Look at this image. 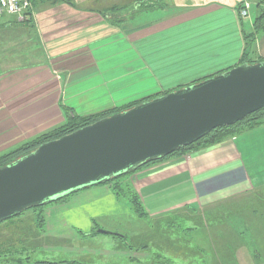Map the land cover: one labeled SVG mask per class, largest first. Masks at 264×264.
Masks as SVG:
<instances>
[{
	"label": "crops",
	"instance_id": "crops-1",
	"mask_svg": "<svg viewBox=\"0 0 264 264\" xmlns=\"http://www.w3.org/2000/svg\"><path fill=\"white\" fill-rule=\"evenodd\" d=\"M244 2L251 5L245 20L240 17ZM255 6L256 0H35L30 24L2 16L0 45L11 51L26 43L29 54L20 55L28 61L16 65L15 52L10 66H0L6 69L0 71V156L64 126L69 116L111 113L236 68L244 57V32L254 29ZM247 59L249 64L264 61V34ZM128 180L146 219L177 216L191 225L190 234L198 233L178 249L169 244L175 222L161 229L162 246L177 251L176 264L179 254L188 264H244L253 258L227 247L241 242L223 226L225 221L205 219L227 207L224 203L264 189V126L144 168ZM68 201L45 206L44 236L70 240L71 253L79 246L78 253L102 260L131 257L125 238L113 240L124 247L118 254L107 251L105 235L91 234L95 224L105 225L100 230L122 228L111 220L131 214L108 187L83 190ZM228 206L235 212L239 207ZM258 245L264 252V238ZM144 252L138 261H165Z\"/></svg>",
	"mask_w": 264,
	"mask_h": 264
},
{
	"label": "water",
	"instance_id": "water-1",
	"mask_svg": "<svg viewBox=\"0 0 264 264\" xmlns=\"http://www.w3.org/2000/svg\"><path fill=\"white\" fill-rule=\"evenodd\" d=\"M263 109L264 61L245 63L43 144L0 168V223L165 159Z\"/></svg>",
	"mask_w": 264,
	"mask_h": 264
},
{
	"label": "rangeland",
	"instance_id": "rangeland-1",
	"mask_svg": "<svg viewBox=\"0 0 264 264\" xmlns=\"http://www.w3.org/2000/svg\"><path fill=\"white\" fill-rule=\"evenodd\" d=\"M133 3L135 2L131 1V5ZM115 11H118V8L113 10V12ZM255 13L256 8H254L252 11V14ZM18 23L30 24V18L27 22ZM18 34V39H22L19 36L23 33L20 31ZM2 38H7V35H3ZM25 44L18 43L19 46L13 50L11 49V51H8L9 49H5L6 45L1 46V44L0 66H10L13 61L9 58H11L12 54L15 52L16 56H19L17 57L16 65L28 61V59L23 60L24 57L20 56L25 53L29 54V52H26V50L23 49V47H25L23 45ZM4 70L6 69H0V71ZM122 180H124V186H128L129 180ZM103 186L108 187L112 191V188L109 185ZM112 193L118 199V201L129 206L131 214L120 217L116 220H111L112 222L121 225L122 228L115 227L116 230L104 231L118 235L119 233L117 231H120L122 235L128 237V239H126V237L124 238L127 240V244L131 247V249L128 250V252L131 254L130 258L115 256L114 259H109L108 261L107 257H104L102 260V257L99 259L98 257H94V255L91 254L82 255L81 253H78L80 252L79 246L72 247L74 253L69 252L68 249L71 248L70 240H64L62 238L52 239L51 237L48 238L47 236L43 235L45 233V217L43 216V210L45 207H40L26 211L16 218L0 223V264H43L44 262H53L55 264H148L147 262H140L138 261L139 259H137L145 253L144 249H146L148 254L153 256V259L156 255H159L161 259H165V261L163 260L164 262L161 264H170V259L173 262L172 264H176L175 259L177 257H173L177 251H171L173 247L170 248L169 244H171V246H177L178 249L185 248L186 245L183 242L188 241V239L192 241L191 239L198 234H190L187 231V226L191 225L188 224L186 226L185 222L181 221V219L177 220V216L173 218L169 217L172 219L162 221L146 219L144 218L145 216L143 218L139 217V214L136 213V210L132 207L129 201L120 200L113 191ZM68 202L69 201H65V203L63 202L59 204H66ZM224 204V206L227 207H222L220 212L215 214L212 213V217L205 220L210 221V223L222 220L225 221L223 226L233 236L239 238L241 242L237 246L228 245L227 247L233 251H236L237 255H242L243 258H249L252 256L254 258L246 260L244 264H251L252 259L254 260L253 264H264V252L261 250L262 246L258 245V242L264 238V189L259 190L257 194L238 198ZM232 204L239 205V207L236 209V212L233 211V209H228V205ZM169 223H174L171 225V228L173 229H169V235L172 234V237L169 238L170 243L167 246H162L165 245L162 244L165 243V240H161L162 235H164L162 232L163 230L161 229L163 227H168ZM98 225L105 226L103 223L95 224L96 227L91 233L93 236L98 235L97 231L101 228V226L99 227ZM215 235L220 238L218 233ZM199 236L201 237L200 233ZM105 237L108 238L109 241L106 244L107 251H112V253L116 252L118 254L124 252V247L121 248V246H117L116 243L113 242L115 238L114 235H105ZM63 241H69V243L65 244ZM143 246L144 248H142ZM125 247L127 248L128 246ZM82 248L88 249L83 245ZM169 250L171 251V256L169 255ZM256 253H258L259 257H256ZM184 258L185 256L179 254V261L177 262L179 264H184V262L188 264L187 261H182ZM101 260L102 263L100 262ZM104 261L107 262L105 263ZM151 264H155L154 260H152ZM234 264L238 263L234 262Z\"/></svg>",
	"mask_w": 264,
	"mask_h": 264
},
{
	"label": "trees",
	"instance_id": "trees-1",
	"mask_svg": "<svg viewBox=\"0 0 264 264\" xmlns=\"http://www.w3.org/2000/svg\"><path fill=\"white\" fill-rule=\"evenodd\" d=\"M256 13H255V21H254V29L252 32L249 34L244 32V42H245V52H244V57L242 59V64L248 63V57L250 54L253 52V48L256 42L257 37H260L261 35L264 34V0H256ZM114 19V18H113ZM115 20V19H114ZM31 21V20H30ZM241 64V65H242ZM207 80V79H206ZM205 81V80H204ZM200 83V82H199ZM142 103V102H141ZM141 103H136L130 106H127L124 109L117 110L111 113H105L101 115H96V116H90V117H68V121L66 124L56 130H53L45 135H42L41 137L29 141L20 147H18L15 150H12L2 156H0V168L6 167L13 162L21 159L24 156L29 155L36 149H38L40 146L43 144L56 141L61 139L62 137L66 135H70L82 128H85L87 126H90L104 118L110 117L113 114H118L127 110H130L134 108L135 106L141 104ZM264 126V109L256 112L255 114L247 117L245 120L230 126V127H225V128H219L215 131H213L211 134L203 138L202 140L198 141L192 146H189L187 148H184L173 155L161 159L158 161H150L148 162L145 166L127 173L125 176L122 177H117L114 179H111L110 181L103 183L101 185H109L112 188V191L115 193V195L120 199V200H126L129 201L132 207L136 210V213L139 214V217H144L145 216V211L143 204L134 191L133 187L128 184V186H124V180L122 179H128L133 173L142 170L147 167H151L154 165H157L159 163H162L168 159L174 158V157H179L182 155H185L189 152L193 151H198L201 149H206L212 146L219 145L221 143H224L227 140L234 139L240 135H242L245 132L248 131H253L256 129H259ZM100 185V186H101ZM89 188H85L83 190H86ZM82 190V191H83ZM81 192V191H80ZM72 196H69L67 198H64L58 202L59 203H65L67 202ZM54 203V204H56ZM146 217V216H145ZM144 217V218H145ZM114 237H123L124 236H119V235H114ZM144 248V246L142 247ZM131 249V247L129 248ZM43 264H55L53 262H44Z\"/></svg>",
	"mask_w": 264,
	"mask_h": 264
},
{
	"label": "built area",
	"instance_id": "built-area-1",
	"mask_svg": "<svg viewBox=\"0 0 264 264\" xmlns=\"http://www.w3.org/2000/svg\"><path fill=\"white\" fill-rule=\"evenodd\" d=\"M35 0H0V18L4 15L13 16L18 22H27L32 17L33 2ZM71 1V0H67ZM251 5L242 4L240 17L245 20L250 16Z\"/></svg>",
	"mask_w": 264,
	"mask_h": 264
}]
</instances>
